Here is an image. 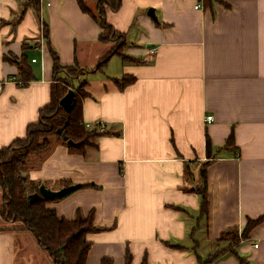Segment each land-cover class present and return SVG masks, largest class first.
I'll use <instances>...</instances> for the list:
<instances>
[{
    "label": "crops",
    "instance_id": "obj_1",
    "mask_svg": "<svg viewBox=\"0 0 264 264\" xmlns=\"http://www.w3.org/2000/svg\"><path fill=\"white\" fill-rule=\"evenodd\" d=\"M38 1L36 10L0 0V148L25 136L67 79L53 73L49 47L60 64H78L83 74L68 79L73 93L86 82L82 122L103 128L83 150L51 135L22 170L52 190L82 185L47 207L67 220L93 213L87 264H125L128 255V264H264V220L244 232L264 214V0L106 6L105 19L124 34L125 58L112 55L101 68L113 42L100 40L90 13L77 0ZM84 5L98 11L97 0ZM127 76L135 80L121 88ZM227 231L236 242L219 241ZM0 264L53 261L19 229L0 231Z\"/></svg>",
    "mask_w": 264,
    "mask_h": 264
},
{
    "label": "trees",
    "instance_id": "obj_2",
    "mask_svg": "<svg viewBox=\"0 0 264 264\" xmlns=\"http://www.w3.org/2000/svg\"><path fill=\"white\" fill-rule=\"evenodd\" d=\"M19 1H24V6L31 4L36 10L38 9V0ZM84 1L77 0V3L83 12L90 13L94 20L100 24V40L108 42L119 41H117L115 47L112 46V49L97 62V68H101L112 55L120 54L125 58L122 54L125 42L124 34L115 32L113 26L105 19L106 6L115 10L120 6L121 0H97L99 6L96 13H91L87 6L84 5ZM49 50L52 54L53 73L57 74L60 70H63L67 75V79H62L64 84L54 85L55 90L52 91V100L41 109L38 120L28 125L25 136L17 138L8 146L0 148V188L2 189L3 198L0 214L4 220L12 223L11 226L0 227V231H19V229L30 231L39 245L51 256L53 264H87L90 242L86 239V235L97 229V226L93 224V213L91 212L87 216L78 214L72 220H67L60 217L53 208L47 207L48 202L62 199V197L82 185L71 186L65 184V190L59 197L47 200L39 196V198L30 201L28 196L38 191L40 183L29 180L22 170L29 156L33 153L46 151L50 147L49 137L51 135L60 138L62 137L61 132H63L66 138L62 137V139L71 150H83L86 145L91 143V137L97 132L95 126L93 127L94 129L92 128V130L88 131L81 118L82 108L80 102L89 94L85 91L86 82H81L75 88V98L70 111L59 106V100L68 90L74 88L68 78L81 75L84 70L76 63L73 66L60 64L56 52L51 47H49ZM16 62L18 63L23 82L30 81L32 74L30 73L27 59L22 57ZM134 80L135 77L133 76L124 77L121 80L120 87L123 88ZM59 129L61 132L57 133ZM68 139L74 143L76 142L75 146L68 144ZM206 148H209L208 138L206 140ZM200 192L204 195L200 205L201 213L205 214L207 212V197L203 189ZM263 220L264 214L257 218L249 219L244 232L250 231L253 226ZM237 238L238 234H236V231H227L219 241L228 239L230 242H236ZM128 263L129 255L125 264ZM101 264H111V261L103 259Z\"/></svg>",
    "mask_w": 264,
    "mask_h": 264
},
{
    "label": "water",
    "instance_id": "obj_3",
    "mask_svg": "<svg viewBox=\"0 0 264 264\" xmlns=\"http://www.w3.org/2000/svg\"><path fill=\"white\" fill-rule=\"evenodd\" d=\"M148 15H150L152 18H155V14H154V10L152 8H150L148 10ZM75 98V93H73L72 90H69L67 92V94H65L60 100H59V106H62L65 110L70 111L72 109V103L74 101ZM61 130H57V133H60ZM61 136L63 138L65 137V134L63 132H61ZM68 144L75 146L76 142L74 143L72 140L68 139L67 140ZM65 188H62L60 190H52L49 187H46L44 184H40L38 191L34 192L33 194L29 195V200L33 201V199H37L39 198V196L44 197L45 199H51V198H56L59 197L60 195H62V193L64 192Z\"/></svg>",
    "mask_w": 264,
    "mask_h": 264
},
{
    "label": "built area",
    "instance_id": "obj_4",
    "mask_svg": "<svg viewBox=\"0 0 264 264\" xmlns=\"http://www.w3.org/2000/svg\"><path fill=\"white\" fill-rule=\"evenodd\" d=\"M205 118H206V121L207 122H211L214 119L212 115H206ZM86 126L89 127V126H91V124L90 123L89 124H86ZM103 126H104V122L98 121V123L96 124V127L97 128H103ZM255 246H256V244H255Z\"/></svg>",
    "mask_w": 264,
    "mask_h": 264
},
{
    "label": "rangeland",
    "instance_id": "obj_5",
    "mask_svg": "<svg viewBox=\"0 0 264 264\" xmlns=\"http://www.w3.org/2000/svg\"><path fill=\"white\" fill-rule=\"evenodd\" d=\"M117 41L118 40H116V42L115 41H112L113 42V47H115L117 44ZM119 42V41H118ZM1 204V203H0ZM5 224V221L0 217V225H4Z\"/></svg>",
    "mask_w": 264,
    "mask_h": 264
}]
</instances>
